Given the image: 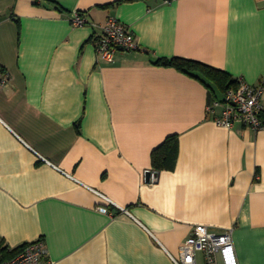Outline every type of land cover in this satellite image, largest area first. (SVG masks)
I'll return each instance as SVG.
<instances>
[{"label":"crops","instance_id":"1","mask_svg":"<svg viewBox=\"0 0 264 264\" xmlns=\"http://www.w3.org/2000/svg\"><path fill=\"white\" fill-rule=\"evenodd\" d=\"M111 16L137 48L107 62ZM173 57L264 84V0H0V240L40 238L50 264H174L204 225L264 264V131L216 125L224 93L156 64Z\"/></svg>","mask_w":264,"mask_h":264},{"label":"built area","instance_id":"2","mask_svg":"<svg viewBox=\"0 0 264 264\" xmlns=\"http://www.w3.org/2000/svg\"><path fill=\"white\" fill-rule=\"evenodd\" d=\"M73 26L80 27L87 19L73 12ZM137 43L129 29L116 17H109L102 28L96 49L100 58L113 62L118 51H131ZM235 88L227 89L221 99H213L206 108L215 124L231 128L241 123L257 132L264 131V84L251 85L238 78ZM2 79L1 83H5ZM218 111V112H217ZM174 264H239L232 239V229L213 233L204 225H196L180 245L178 255L171 256ZM42 239L26 243L15 255L0 260V264H50Z\"/></svg>","mask_w":264,"mask_h":264},{"label":"trees","instance_id":"3","mask_svg":"<svg viewBox=\"0 0 264 264\" xmlns=\"http://www.w3.org/2000/svg\"><path fill=\"white\" fill-rule=\"evenodd\" d=\"M156 64L172 66L194 77L198 76L208 88L212 90L217 89L223 93L229 88H235L238 84V80L234 79L226 72L194 60L173 57L160 59ZM177 154V135H169L165 138L163 143L152 151L151 161L153 168L156 170L172 169L175 165ZM25 244L26 243L15 248H9L4 241L0 240V260L12 257Z\"/></svg>","mask_w":264,"mask_h":264},{"label":"water","instance_id":"4","mask_svg":"<svg viewBox=\"0 0 264 264\" xmlns=\"http://www.w3.org/2000/svg\"><path fill=\"white\" fill-rule=\"evenodd\" d=\"M152 174H153L152 171H146V173H145L146 181H150Z\"/></svg>","mask_w":264,"mask_h":264}]
</instances>
